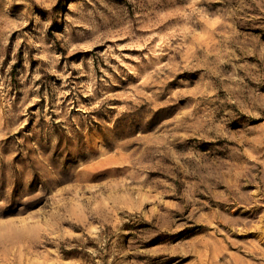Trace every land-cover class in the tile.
<instances>
[{
  "label": "rangeland",
  "instance_id": "1",
  "mask_svg": "<svg viewBox=\"0 0 264 264\" xmlns=\"http://www.w3.org/2000/svg\"><path fill=\"white\" fill-rule=\"evenodd\" d=\"M0 264H264V0H0Z\"/></svg>",
  "mask_w": 264,
  "mask_h": 264
}]
</instances>
